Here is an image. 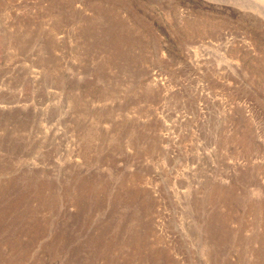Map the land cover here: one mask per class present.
Segmentation results:
<instances>
[{
	"label": "rangeland",
	"instance_id": "1",
	"mask_svg": "<svg viewBox=\"0 0 264 264\" xmlns=\"http://www.w3.org/2000/svg\"><path fill=\"white\" fill-rule=\"evenodd\" d=\"M0 264H264V0H0Z\"/></svg>",
	"mask_w": 264,
	"mask_h": 264
}]
</instances>
